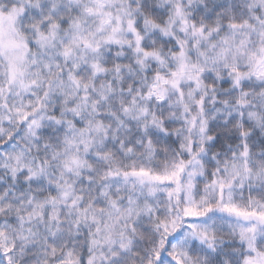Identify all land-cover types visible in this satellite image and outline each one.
Instances as JSON below:
<instances>
[{
	"label": "snow or ice",
	"instance_id": "1",
	"mask_svg": "<svg viewBox=\"0 0 264 264\" xmlns=\"http://www.w3.org/2000/svg\"><path fill=\"white\" fill-rule=\"evenodd\" d=\"M0 264H264V0H0Z\"/></svg>",
	"mask_w": 264,
	"mask_h": 264
}]
</instances>
